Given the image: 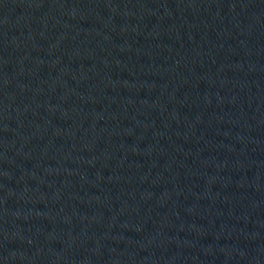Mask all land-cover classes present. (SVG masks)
Segmentation results:
<instances>
[{"label": "water", "instance_id": "obj_1", "mask_svg": "<svg viewBox=\"0 0 264 264\" xmlns=\"http://www.w3.org/2000/svg\"><path fill=\"white\" fill-rule=\"evenodd\" d=\"M0 264H264V0H0Z\"/></svg>", "mask_w": 264, "mask_h": 264}]
</instances>
